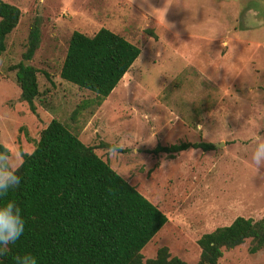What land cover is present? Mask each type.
I'll list each match as a JSON object with an SVG mask.
<instances>
[{"label":"rangeland","instance_id":"374dc122","mask_svg":"<svg viewBox=\"0 0 264 264\" xmlns=\"http://www.w3.org/2000/svg\"><path fill=\"white\" fill-rule=\"evenodd\" d=\"M2 1L20 11L0 54L5 150L31 153L50 119L94 147L167 219L141 250L143 259L165 247L193 264L201 235L235 217H264V176L251 164L255 134L264 137V0ZM33 21L39 44L27 61L22 55ZM100 28L140 53L95 106L94 94L61 80L59 70L70 34L92 36ZM19 62L37 71L33 113L20 103L10 69ZM199 142L212 148L147 152ZM112 144L118 154H109ZM247 247L248 240L222 250L216 264H264V249L250 255Z\"/></svg>","mask_w":264,"mask_h":264},{"label":"trees","instance_id":"16d2710c","mask_svg":"<svg viewBox=\"0 0 264 264\" xmlns=\"http://www.w3.org/2000/svg\"><path fill=\"white\" fill-rule=\"evenodd\" d=\"M20 11L0 0V54L6 36L16 26ZM39 44V29H28L23 60H30ZM140 51L122 37L100 28L92 36L73 31L68 39L59 78L94 94L99 106L128 72ZM15 70L20 103L34 112L36 70L19 62ZM110 146H108L109 148ZM211 149L208 143L156 145L147 152L172 155L187 149ZM94 147L84 145L64 125L50 119L34 148L22 154L21 185L8 199L21 209L24 235L10 246L0 264H14L25 252L39 264H187L158 248L150 259L141 250L166 224L165 215L101 160ZM5 149L0 144V151ZM248 240L247 253L264 249V217L252 221L235 217L227 226L201 235L193 264H216L222 250Z\"/></svg>","mask_w":264,"mask_h":264},{"label":"clouds","instance_id":"9594fccd","mask_svg":"<svg viewBox=\"0 0 264 264\" xmlns=\"http://www.w3.org/2000/svg\"><path fill=\"white\" fill-rule=\"evenodd\" d=\"M119 150V145L112 144L108 152L118 154ZM133 151L136 152L135 148ZM22 162L21 153L0 151V258L8 256L10 246L15 245L25 232L26 221L22 217L20 207L8 199L9 192L21 185L22 178L18 171ZM251 164L256 175L264 176V172H261V168H264V137L259 133L254 137ZM13 260L14 264H39L36 256L28 252L16 255Z\"/></svg>","mask_w":264,"mask_h":264}]
</instances>
